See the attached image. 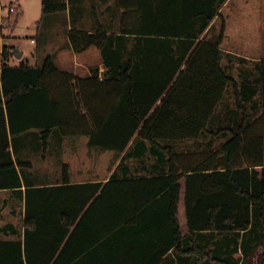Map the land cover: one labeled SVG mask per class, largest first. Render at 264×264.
Returning <instances> with one entry per match:
<instances>
[{"label":"trees","instance_id":"trees-1","mask_svg":"<svg viewBox=\"0 0 264 264\" xmlns=\"http://www.w3.org/2000/svg\"><path fill=\"white\" fill-rule=\"evenodd\" d=\"M225 2L117 0L120 9H137L140 16L139 24L122 25L119 33L109 32L95 10L94 29L73 28L68 37L76 54L92 47L100 51L103 79L99 68L84 78L62 70L52 56L41 66L13 65L5 50L0 190L23 202L24 231L13 225L2 229L15 238H0V264H80L93 258L98 250L92 248L102 236L84 223L94 209L104 214L102 221H113L117 239L125 224L140 220L142 225L148 212L162 213L165 247L157 256H165L162 264H173L166 257L172 248L181 264L186 257L194 258L193 264H264V61L256 66L257 78L239 83L223 64L225 23L218 41L203 37ZM73 6L74 0H42L43 18ZM231 87L237 108L229 111L232 125L217 131L224 141L214 149L179 151L189 141L217 134L211 126ZM250 102L253 112L261 105L258 117L249 113ZM32 132L39 133L36 149L43 159L55 134L62 140L87 135L90 148L114 152L120 165L105 184H72L67 165L56 184L26 176L21 170L32 165L16 155L21 138ZM148 158L154 164L144 166L141 175L127 165L132 159L145 164ZM182 199L185 235L178 221ZM215 234L224 239L212 249ZM121 241L108 256L111 261L126 258Z\"/></svg>","mask_w":264,"mask_h":264},{"label":"rangeland","instance_id":"rangeland-1","mask_svg":"<svg viewBox=\"0 0 264 264\" xmlns=\"http://www.w3.org/2000/svg\"><path fill=\"white\" fill-rule=\"evenodd\" d=\"M77 0H74V8L72 7L71 15L68 11L63 13L51 14L43 18L42 14V0H0V64L3 61V53L8 51L10 56V64L18 65L22 62L29 63L33 66H41L48 56H52L61 68H66L60 58V48L65 45L68 40L69 28L78 30H89L91 25L94 28L93 20V4L98 6L99 10H103L106 6L105 2L102 4L100 0H79V4L86 10V14L77 9ZM107 4L111 5L112 10L104 13L101 18L106 22L104 25L109 32L119 33L120 27L132 26L138 22V13L127 9L122 19L111 20L110 15L116 14L121 10L115 0H108ZM79 13L82 19H77ZM219 16L216 18L213 27L203 36L212 42H216L221 38L223 23H225V31L221 43L224 57L223 64L227 71L232 74L239 83L244 79H255L258 76L256 66L264 61V0H228L219 10ZM119 16V15H118ZM79 22V23H78ZM78 25V26H77ZM92 28V27H91ZM68 37V38H67ZM202 37V39H203ZM70 49L71 45L67 41ZM133 42H129V49L133 48ZM16 48L23 53V57L18 59L14 53ZM95 53L100 51L92 47ZM101 61L102 57H101ZM104 71L99 72V76L104 78ZM79 77L83 76L81 71H76ZM260 97L256 100L259 102ZM80 105L84 107L85 101L82 97L79 98ZM252 103H248L247 107L249 113L254 117H258L262 113L261 105L256 111L251 110ZM237 108L236 96L234 88L228 90L223 106L218 112V118L212 124L211 129L219 131L220 127L226 128L232 125L229 119V111ZM86 113L82 110L81 114ZM81 114H77L81 118ZM86 115V114H85ZM88 115V113H87ZM230 120V122H229ZM38 132H32L21 138L20 150L17 153V159L31 163L32 168L28 167L21 171L27 176L31 173L33 178H39L44 181V174H51L59 172L54 164V159L67 152L64 148V141H71L72 139H59L58 133L50 139V152L43 159L40 150L36 149L38 146ZM224 141V137L220 132L217 134L207 133L200 141H189L179 147V151L193 152L195 150L214 149L217 148ZM97 150V149H96ZM70 151L84 152V149L68 148ZM52 153V154H50ZM59 154V155H58ZM111 151H99L98 155L94 156L102 165L109 163L112 160ZM95 155V153H94ZM48 157V158H47ZM47 159V160H46ZM46 160V162H45ZM154 158H148L145 161H154ZM129 163H139L140 160L132 159ZM56 163V162H55ZM24 224V204L19 201L17 196L11 191L0 192V238L8 239L10 233L7 234L2 229L7 225H13L20 230ZM224 235L215 234L211 236V247L214 249L215 245L222 242ZM206 241L207 243L210 242ZM237 257L239 255H236Z\"/></svg>","mask_w":264,"mask_h":264},{"label":"crops","instance_id":"crops-1","mask_svg":"<svg viewBox=\"0 0 264 264\" xmlns=\"http://www.w3.org/2000/svg\"><path fill=\"white\" fill-rule=\"evenodd\" d=\"M107 1L108 0H100L102 4H104L105 2L106 5L103 8V10H99L98 6H96L95 4L92 5L93 20H94V12L95 10H97L99 14V18L104 25H106V22L103 20V18H101L102 15L112 10L113 8L111 5L107 4ZM78 2L79 0H77L76 3L77 9L80 10L81 12H84V14H86V10ZM226 2H228V0H226ZM74 10L76 12V8H74ZM125 10L127 11V9H121L120 11L118 10L116 14L112 13L110 15V19L111 20L121 19V22H123L122 19L124 18V15L127 14ZM129 10L136 12V14L138 13L137 9H129ZM68 12L70 14L71 13L73 14V12H71L70 9H68ZM137 15H138V22L132 26H135L140 23V16L139 14ZM84 16L83 15L81 16L79 13H77L76 15V17H78L77 19H79V22L80 19H82V17ZM91 27L89 28V30H85V31L91 32L94 29L93 25H91ZM70 29L72 28H69V30ZM68 40H66L65 45L60 48V52H61L60 58L62 60V63L66 67V68L60 67L62 70L73 72L75 74L76 71H81L83 76H88L90 74V69L92 68H99V72L106 70L103 65V62L101 61L100 53H95L90 48L81 54H76L73 52L72 49H70L69 44H67ZM89 89L92 91V87H90ZM79 92L80 91L78 90V93ZM87 94L89 98H91V105H94V101H95L94 94L92 92H89ZM67 138L72 139L71 141L65 140L63 143L64 146L67 144L66 147L64 148L65 150L67 149V152L62 154L61 156L58 154L59 157L54 159V161L56 162V163L54 162V164L56 165V169H59L60 171L51 174H44V177L47 180L48 179L50 180L49 181L50 184L52 183L56 184L58 181H60L64 165H67L69 167L70 180L72 184L82 185V184L99 183V182L105 184L111 180L112 175L116 172L118 166L120 165L121 158L115 162L114 154H113L112 160H110L109 163H105L101 165L94 157L98 155L99 150L90 148L88 146L89 138L87 135L64 137V139ZM68 148H70L71 150L84 149V152L83 153L79 152V154H77V152L70 151L68 153ZM153 164H154L153 161L146 162L145 164L141 162L137 164L127 162V165L131 167V170L132 172H134L133 173L134 175H141L140 171L143 169L144 166L149 167ZM136 166H138V168ZM136 168L139 169L138 173L135 172ZM119 176H123L121 171L119 172ZM3 191H9V190H0V192ZM85 213L86 211H84L81 214V216H83ZM103 215H104L103 213H101L100 211L98 212L97 210L94 209V211H92V213L88 215V219L84 223V227L92 229L93 234L102 236V238L99 240L100 242L92 248L94 249V251L98 250L96 251L97 255H94L93 258L81 259L80 264H162V261L164 260L165 256L162 257L160 260L157 259V256L159 254L162 255V250L165 247V243L163 241L162 235L166 230H164L162 213L159 214L157 211L155 213L148 212L147 214L144 215L146 216V220L143 221L144 224L142 223V225L140 220H134L129 225L125 224L123 229L124 230L123 237H119L118 239H117L118 230L111 228L113 221L112 220L102 221ZM80 218L78 219L80 220ZM178 221L182 227L184 235L187 234L188 228H187L186 209L183 199L179 203ZM167 227L169 228V224L167 225ZM135 230L138 231L136 234H135ZM18 231L23 232L24 231L23 226ZM8 237H9L8 239L15 238L11 235H9ZM121 239L124 241L123 243L125 244L124 255L126 256V258L123 260H118V262H115L113 260L111 261V259L108 258V256L112 254L113 251L118 250L117 248L122 243ZM166 257L173 264H181L180 255L175 250V248H172L168 252ZM183 261L184 262L188 261L186 264L190 262L193 264L194 258L190 259L189 257H186V260L182 259V262Z\"/></svg>","mask_w":264,"mask_h":264},{"label":"water","instance_id":"water-1","mask_svg":"<svg viewBox=\"0 0 264 264\" xmlns=\"http://www.w3.org/2000/svg\"><path fill=\"white\" fill-rule=\"evenodd\" d=\"M15 57H17L18 59H21L23 57V53H21L19 51V48H16V51L14 53Z\"/></svg>","mask_w":264,"mask_h":264}]
</instances>
